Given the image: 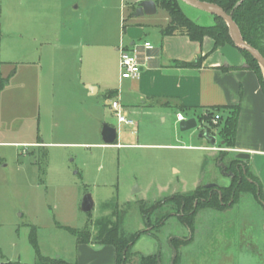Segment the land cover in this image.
I'll use <instances>...</instances> for the list:
<instances>
[{
	"label": "crops",
	"instance_id": "1",
	"mask_svg": "<svg viewBox=\"0 0 264 264\" xmlns=\"http://www.w3.org/2000/svg\"><path fill=\"white\" fill-rule=\"evenodd\" d=\"M140 1H129L128 9L134 12L123 16V31L131 26L127 36L104 47L93 45L90 23L71 0L1 1L8 27L0 25V35L3 29L7 32L4 42L0 38V79H7L0 88V159L9 149L20 156V148L30 147L26 153L40 174V152L50 147L143 145L120 142L119 132L113 144L103 141V124L115 126L108 120L114 114L113 98L120 99L123 113L134 120V125L124 123L134 134L157 119L165 123L172 118L178 126L179 113L195 117L206 128L209 109L222 107L215 115L225 117V106L238 105L235 146L226 149L250 154L247 161L264 190V88L257 73L236 46L215 47L209 36L198 42L185 33L163 35L169 16L152 36L141 32L143 20L135 15ZM146 42L153 47L145 48ZM120 47L136 51L142 65L139 77L122 78ZM182 62L194 64L179 65ZM99 94L108 101L105 106L95 100ZM218 130L215 146L205 137L209 144L192 146L217 152ZM77 243L75 264L117 263L114 246ZM7 261L0 256V264Z\"/></svg>",
	"mask_w": 264,
	"mask_h": 264
},
{
	"label": "rangeland",
	"instance_id": "2",
	"mask_svg": "<svg viewBox=\"0 0 264 264\" xmlns=\"http://www.w3.org/2000/svg\"><path fill=\"white\" fill-rule=\"evenodd\" d=\"M1 1L4 0H0V25L8 27L6 4L1 7ZM129 1L71 0L76 12L85 15L90 23L93 45L98 47L118 43L124 34L127 36L131 26L123 31V16L134 12V8L128 9ZM181 5L188 16L200 23L213 21L212 15L184 2ZM167 16L161 8L156 14L138 16L145 29L141 32L152 36L157 24H164ZM141 26L134 25L133 29ZM3 32L0 38L4 42L7 32ZM95 100L102 105L108 103L102 94ZM108 120L115 123L120 142L143 145L50 147L48 152H40V174L26 153L30 147L20 148V156L9 149L0 159L2 259L36 264L39 257L31 241L35 227L42 257H62L75 263L79 256L77 236L65 227L83 230L96 239L104 218L105 222L121 220L130 234L141 233L127 264H139L144 254H161V264H172L177 258L176 264H264V206L249 189L241 191L236 202L224 208H199L193 229L183 225L177 216L168 217L163 225L154 222L152 227L141 213V203L150 205L175 194L189 193L198 185L228 186L231 177L222 172L220 162L232 170L236 154L221 145L220 136L216 152L192 146L209 142L197 138L198 129L180 131L172 118L165 123L159 119L150 122L140 128L139 134L117 122L113 113ZM222 151L227 153L221 161ZM87 193L95 201L90 212L81 209ZM169 212L171 206L167 203L155 212L154 219ZM174 237L181 241L179 252L169 244Z\"/></svg>",
	"mask_w": 264,
	"mask_h": 264
},
{
	"label": "trees",
	"instance_id": "3",
	"mask_svg": "<svg viewBox=\"0 0 264 264\" xmlns=\"http://www.w3.org/2000/svg\"><path fill=\"white\" fill-rule=\"evenodd\" d=\"M213 2L224 8L237 23L243 38L257 48L264 56V0H202ZM157 7L165 10L170 18L169 23L162 28L163 35H173L176 33H185L192 40L203 42L206 36L211 37L215 42V47L225 44L236 46L229 33L227 23L219 16H213V23L202 24L198 20L191 18L184 11L180 0H155ZM125 26V24H124ZM239 49V48H238ZM244 55L247 65L254 70L264 88V76L258 61L246 50L239 49ZM194 63L182 62L179 65H193ZM199 64V63H198ZM7 82V79H0V88ZM228 110L227 115L220 116L218 122L213 124L215 111L222 109L216 107L209 109L205 115V119L210 123L206 127L211 133L218 130L221 137V145L226 148H233L235 146L236 132L239 121V106H225ZM223 107V109H225ZM227 151L220 152L219 160L226 155ZM232 170L235 175L231 177V183L228 186L215 185L214 187H205L199 185L194 191L183 194L172 195L162 201L153 204L141 203L140 209L147 225L157 222L163 225L165 220L170 216H177L183 225L193 229L195 213L199 208L205 205H212L217 208H224L229 204L236 202V199L241 191L249 189L252 191L260 203L264 206V190L259 177L253 172L249 161L241 159H234ZM240 169H236L239 165ZM247 186H249L247 188ZM169 203L171 212L154 219L155 212L160 207ZM154 219V220H153ZM99 231L96 239H92L89 233L66 226L65 228L77 236L79 243H95L98 245H112L116 249L117 263L127 264L131 257L132 247L140 237L141 233L130 234L122 227L121 220L117 219L115 222H105L103 218L99 223ZM31 241L36 249L39 257L38 264H75L65 259L42 257L36 242L35 227L32 230ZM179 238H172L171 245L176 252H179L180 246ZM178 259V258H177ZM175 259V264L178 261ZM6 264H28L21 261H7ZM139 264H161V254H144L140 258ZM178 264V263H177Z\"/></svg>",
	"mask_w": 264,
	"mask_h": 264
},
{
	"label": "water",
	"instance_id": "4",
	"mask_svg": "<svg viewBox=\"0 0 264 264\" xmlns=\"http://www.w3.org/2000/svg\"><path fill=\"white\" fill-rule=\"evenodd\" d=\"M192 7H195L203 12H206L211 15H216L221 17L228 25L229 27V33L232 37V40L234 41L235 45L239 49H243L248 51L259 63L263 76H264V56L263 54L255 48L253 45H251L249 42H247L237 25V23L234 21L231 14H229L224 8H222L220 5L213 3V2H207L202 0H180ZM157 12V4L155 0H141L135 9V15L140 16L144 14L152 15ZM178 128L180 131L185 132L192 129H199V132L197 136L199 138L205 137L213 146L216 145L217 138L214 134H211L207 128L202 127L198 124V121L195 117L191 118H184L182 120L178 121ZM102 138L103 141L106 144H113L117 138H118V130L117 127L105 122L102 127ZM237 159H241L243 161H247L250 158V154L246 152H239L236 154ZM220 166L222 168V172L229 176L233 177L235 174L233 171H227L226 164L220 162ZM216 184L211 183L205 185V187H213ZM94 207V199L90 193H87L82 200L81 203V209L85 212H90Z\"/></svg>",
	"mask_w": 264,
	"mask_h": 264
},
{
	"label": "built area",
	"instance_id": "5",
	"mask_svg": "<svg viewBox=\"0 0 264 264\" xmlns=\"http://www.w3.org/2000/svg\"><path fill=\"white\" fill-rule=\"evenodd\" d=\"M145 48H152L151 42H146L144 44ZM120 68H121V76L122 78H136L140 76L142 71V65L139 61L138 55L136 51L127 49L124 47H120ZM110 105L114 111V114L118 120V122L134 125V120L128 118L123 113L122 104L119 98H113L110 100ZM178 120L184 119V115L179 113L177 116ZM220 118L219 114H216L213 118L214 123H216Z\"/></svg>",
	"mask_w": 264,
	"mask_h": 264
},
{
	"label": "flooded vegetation",
	"instance_id": "6",
	"mask_svg": "<svg viewBox=\"0 0 264 264\" xmlns=\"http://www.w3.org/2000/svg\"><path fill=\"white\" fill-rule=\"evenodd\" d=\"M236 169H238V170L240 169V163H239V165H238V164L236 165ZM227 171H230V170L227 168ZM231 171H233V170H231ZM233 172H234V171H233ZM234 174H235V173H234ZM213 187H214V186H213ZM171 240H172V238L169 240V244H170V246H171L172 250H174V251H175V249H174V248H173V246L171 245ZM174 262H175V261H174V260H172V262H171V263H172V264H174Z\"/></svg>",
	"mask_w": 264,
	"mask_h": 264
}]
</instances>
